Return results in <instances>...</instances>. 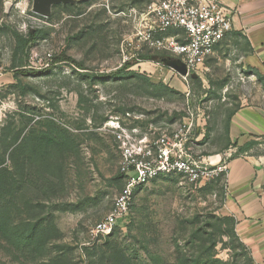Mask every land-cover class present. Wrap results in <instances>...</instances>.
<instances>
[{
  "label": "rangeland",
  "instance_id": "rangeland-1",
  "mask_svg": "<svg viewBox=\"0 0 264 264\" xmlns=\"http://www.w3.org/2000/svg\"><path fill=\"white\" fill-rule=\"evenodd\" d=\"M156 1L77 0L44 18L32 0H0V264H252L222 212L224 176L150 181L120 226L91 239L123 187L117 125L154 139L190 119L193 156L206 157L231 113L264 108L262 78L242 66L235 35L195 78L159 60L128 70L140 76H110L124 57L167 58L137 36ZM16 35L34 41L16 51ZM61 53L83 69L49 66Z\"/></svg>",
  "mask_w": 264,
  "mask_h": 264
},
{
  "label": "built area",
  "instance_id": "built-area-1",
  "mask_svg": "<svg viewBox=\"0 0 264 264\" xmlns=\"http://www.w3.org/2000/svg\"><path fill=\"white\" fill-rule=\"evenodd\" d=\"M143 16L145 27L137 36L156 52L183 63L187 70V76H180L183 80L190 73L200 75L215 47L232 30L233 13L217 0H157L148 5ZM132 58L124 57L120 67ZM3 72L0 65V77ZM116 130L123 187L114 199L113 210L92 227L90 236L95 242L123 223L140 186L173 175L196 184L226 173V163L215 160L217 155L193 156L194 123L190 119L154 139L140 136L137 129L117 125Z\"/></svg>",
  "mask_w": 264,
  "mask_h": 264
},
{
  "label": "crops",
  "instance_id": "crops-1",
  "mask_svg": "<svg viewBox=\"0 0 264 264\" xmlns=\"http://www.w3.org/2000/svg\"><path fill=\"white\" fill-rule=\"evenodd\" d=\"M217 1L233 13L229 35L246 42L242 66L256 70L264 86V0ZM209 153L227 167L222 212L233 219L253 264H264V108L244 106L231 113L222 143L211 145Z\"/></svg>",
  "mask_w": 264,
  "mask_h": 264
},
{
  "label": "trees",
  "instance_id": "trees-1",
  "mask_svg": "<svg viewBox=\"0 0 264 264\" xmlns=\"http://www.w3.org/2000/svg\"><path fill=\"white\" fill-rule=\"evenodd\" d=\"M34 41V38L33 37H27V38H23V37H20V36H17L16 35V51H23L27 45L29 44H32ZM164 55L162 54H156L155 56H149V55H138V57L136 59H131L127 62H125L123 65H121L120 68H118L114 73H112L110 76H113V77H121L123 75H129V76H140L138 75L137 73H134L133 71H128L132 66H134L135 64L138 63V61L142 60V61H148V60H155L156 62L161 61L163 58ZM69 63L71 65H74L76 66L77 68L79 69H83L82 68V65L79 64V63H76L73 59H71L70 57H67L65 55V53H61L60 55L58 56H55L53 57L51 60H50V65H55V64H59V63ZM48 68V67H47ZM47 68H45L44 70H47ZM254 73L258 76H260L258 74V72L256 70H253ZM21 74H29L27 73L26 71H20ZM34 73V72H33ZM221 176H224V174H222ZM220 176V177H221ZM219 178V177H218ZM217 179V178H216ZM250 261L251 263L253 264L252 262V259H251V256H250Z\"/></svg>",
  "mask_w": 264,
  "mask_h": 264
},
{
  "label": "water",
  "instance_id": "water-1",
  "mask_svg": "<svg viewBox=\"0 0 264 264\" xmlns=\"http://www.w3.org/2000/svg\"><path fill=\"white\" fill-rule=\"evenodd\" d=\"M77 0H32V12L41 16V17H48L51 13V9L56 4H70L75 5ZM161 62L169 67L172 71L178 74L181 77L187 76V70L183 63L177 60H170L164 58ZM195 74L190 73L188 77L195 78Z\"/></svg>",
  "mask_w": 264,
  "mask_h": 264
}]
</instances>
